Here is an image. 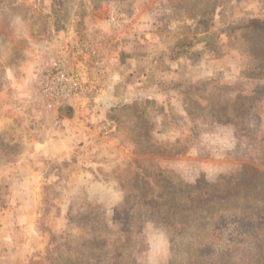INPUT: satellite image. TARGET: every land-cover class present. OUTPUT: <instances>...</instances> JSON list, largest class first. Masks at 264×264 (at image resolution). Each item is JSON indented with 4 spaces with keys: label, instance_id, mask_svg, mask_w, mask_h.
I'll return each instance as SVG.
<instances>
[{
    "label": "rangeland",
    "instance_id": "374dc122",
    "mask_svg": "<svg viewBox=\"0 0 264 264\" xmlns=\"http://www.w3.org/2000/svg\"><path fill=\"white\" fill-rule=\"evenodd\" d=\"M250 19L264 21V0H0V264H109L80 257L96 236L107 251L122 242L114 264H264L238 215L220 219L216 253L199 261L189 236L170 243L135 215L125 238L121 219L132 160L176 186L243 165L264 174V30L245 31ZM64 43L101 62L47 109L32 71L41 46Z\"/></svg>",
    "mask_w": 264,
    "mask_h": 264
},
{
    "label": "trees",
    "instance_id": "16d2710c",
    "mask_svg": "<svg viewBox=\"0 0 264 264\" xmlns=\"http://www.w3.org/2000/svg\"><path fill=\"white\" fill-rule=\"evenodd\" d=\"M215 8L213 2L206 3L198 21L206 25L213 18ZM248 28L263 31L264 21L260 23L258 19H250L244 27L245 31ZM186 112L189 115L188 110ZM132 162L137 170L132 180L133 188L125 194L122 201L121 219L125 238L131 233L127 222L136 215L138 219H148L162 229L170 243L176 238L189 236L195 245L191 248L192 251H188L189 255L195 256L199 261L216 253L213 243L222 232L219 227L220 219L238 215L237 221L248 229H254L255 241L264 244V174L258 168L243 165L239 172L219 176L213 183L198 180L194 184L179 183L176 186L175 183L170 185L165 178L166 173L156 165L146 164L142 160ZM116 231L120 232L119 228ZM122 236L119 235L121 238ZM98 237H93L88 242L91 251L80 253V257L90 255L98 259L99 255L101 262L102 258L107 259L111 254V262L114 264V260L121 257L122 242H116L107 251L109 245L113 244L106 240L100 241ZM127 242L126 240L124 243ZM224 249H229V245ZM226 252L223 251L222 255H226ZM256 255L259 260L264 258V253L260 250L256 251ZM90 256L88 260H92Z\"/></svg>",
    "mask_w": 264,
    "mask_h": 264
},
{
    "label": "built area",
    "instance_id": "2783aa9c",
    "mask_svg": "<svg viewBox=\"0 0 264 264\" xmlns=\"http://www.w3.org/2000/svg\"><path fill=\"white\" fill-rule=\"evenodd\" d=\"M67 47L66 43L59 49L44 44L38 50L30 96L47 109H57L79 95L84 80L82 64L101 62L96 47L87 46L76 52H68Z\"/></svg>",
    "mask_w": 264,
    "mask_h": 264
}]
</instances>
